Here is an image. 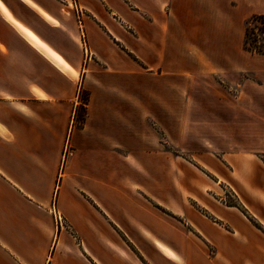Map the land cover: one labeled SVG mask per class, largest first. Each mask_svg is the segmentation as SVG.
Masks as SVG:
<instances>
[{
    "label": "crops",
    "instance_id": "obj_1",
    "mask_svg": "<svg viewBox=\"0 0 264 264\" xmlns=\"http://www.w3.org/2000/svg\"><path fill=\"white\" fill-rule=\"evenodd\" d=\"M70 1L0 0V264H264V229L206 197L204 182L168 178L154 87L140 82V62L164 72L168 57L187 55L168 39L187 11L206 18L223 0H78L79 60L67 51L80 36L63 13ZM236 1L241 19L264 14V0ZM215 38L219 55L235 53L229 32ZM82 85L86 121L74 127ZM235 185L253 209L258 195Z\"/></svg>",
    "mask_w": 264,
    "mask_h": 264
},
{
    "label": "rangeland",
    "instance_id": "obj_2",
    "mask_svg": "<svg viewBox=\"0 0 264 264\" xmlns=\"http://www.w3.org/2000/svg\"><path fill=\"white\" fill-rule=\"evenodd\" d=\"M78 2L71 0L63 11L75 18L79 29V48L69 46L67 50L74 60L88 54L83 30L86 11ZM211 5L206 18L197 10L184 11L185 23L168 31L169 45L177 50L187 46L186 56L168 57L164 72L157 67L146 70L140 62L146 74L140 82L154 87L155 150L168 153V178L184 174L204 182L206 197L239 206L253 224L264 229L260 221L264 216V55L244 47L249 39L264 48L263 24L252 19L254 14L241 19L245 10L236 0ZM226 32L232 45L236 44L230 57L219 55L218 44L211 39ZM200 50L209 51V56ZM74 75L79 82L78 73ZM163 99H168V105L162 104ZM75 123L74 115L73 126L78 127ZM69 153L67 145L64 164ZM236 183H247L250 192L260 198L250 202L253 209L241 201ZM51 212L63 225L55 202Z\"/></svg>",
    "mask_w": 264,
    "mask_h": 264
},
{
    "label": "trees",
    "instance_id": "obj_3",
    "mask_svg": "<svg viewBox=\"0 0 264 264\" xmlns=\"http://www.w3.org/2000/svg\"><path fill=\"white\" fill-rule=\"evenodd\" d=\"M252 19L262 20L263 27H261V31L264 35V14H254L252 16ZM244 47L246 50L250 52H256V53L264 55V48L258 44H252L249 41V39L246 40ZM77 97H78V107L76 109V114H75V121H76L75 125L78 127H81L83 126L84 121H85L87 106H88L89 99H90V92L89 90L84 88L82 85L80 86V89L77 92ZM241 210L244 211V209H241Z\"/></svg>",
    "mask_w": 264,
    "mask_h": 264
},
{
    "label": "built area",
    "instance_id": "obj_4",
    "mask_svg": "<svg viewBox=\"0 0 264 264\" xmlns=\"http://www.w3.org/2000/svg\"><path fill=\"white\" fill-rule=\"evenodd\" d=\"M81 9V8H80ZM78 7H77V10H80Z\"/></svg>",
    "mask_w": 264,
    "mask_h": 264
},
{
    "label": "snow or ice",
    "instance_id": "obj_5",
    "mask_svg": "<svg viewBox=\"0 0 264 264\" xmlns=\"http://www.w3.org/2000/svg\"><path fill=\"white\" fill-rule=\"evenodd\" d=\"M0 7H2V5H0Z\"/></svg>",
    "mask_w": 264,
    "mask_h": 264
}]
</instances>
